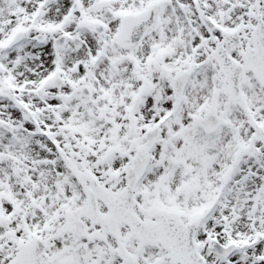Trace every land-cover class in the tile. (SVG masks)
<instances>
[{
	"label": "snow or ice",
	"instance_id": "6c2138e0",
	"mask_svg": "<svg viewBox=\"0 0 264 264\" xmlns=\"http://www.w3.org/2000/svg\"><path fill=\"white\" fill-rule=\"evenodd\" d=\"M0 264H264V0H0Z\"/></svg>",
	"mask_w": 264,
	"mask_h": 264
}]
</instances>
